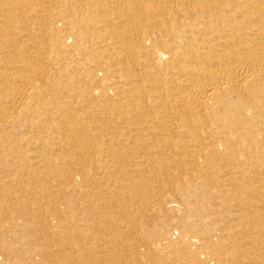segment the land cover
<instances>
[{
    "label": "bare ground",
    "instance_id": "obj_1",
    "mask_svg": "<svg viewBox=\"0 0 264 264\" xmlns=\"http://www.w3.org/2000/svg\"><path fill=\"white\" fill-rule=\"evenodd\" d=\"M0 264H264V0H0Z\"/></svg>",
    "mask_w": 264,
    "mask_h": 264
}]
</instances>
